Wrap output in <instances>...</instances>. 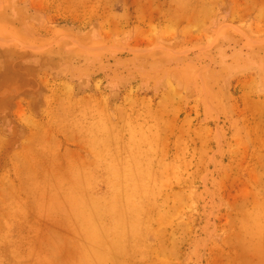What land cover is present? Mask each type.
I'll return each mask as SVG.
<instances>
[{"label": "rangeland", "instance_id": "1", "mask_svg": "<svg viewBox=\"0 0 264 264\" xmlns=\"http://www.w3.org/2000/svg\"><path fill=\"white\" fill-rule=\"evenodd\" d=\"M0 264H264V0H0Z\"/></svg>", "mask_w": 264, "mask_h": 264}, {"label": "bare ground", "instance_id": "2", "mask_svg": "<svg viewBox=\"0 0 264 264\" xmlns=\"http://www.w3.org/2000/svg\"><path fill=\"white\" fill-rule=\"evenodd\" d=\"M172 92H175V91H172ZM172 92H171V93H172ZM169 96H171V95L169 94ZM163 97H164V96H163ZM165 97H166V96H165ZM167 97H168V95H167ZM167 97H166V98H167ZM163 100H165V99H163ZM165 102H166V100H165ZM160 104H162V102H161ZM32 126H35V127H36V125H32ZM32 128H33V127H32ZM32 134H33V133H32ZM34 136H35V135H34ZM28 141H29V140H28ZM120 164H122V163H120ZM120 164H119V166H121ZM126 169H127V168H126ZM129 171H130V170H129ZM129 171H128V172H129ZM123 172H124V171H123ZM126 173H127V172H126ZM137 177H138V176H137ZM137 177H136V178H137ZM139 177H140V176H139ZM141 177H142V176H141ZM136 178H135V179H136ZM138 180H139V179H138ZM143 181H144V180H143ZM138 182H142V181H138ZM142 185H143V183H142ZM131 186H132V184H131ZM139 188H140V187H139Z\"/></svg>", "mask_w": 264, "mask_h": 264}]
</instances>
